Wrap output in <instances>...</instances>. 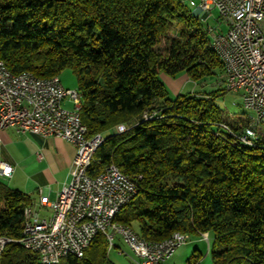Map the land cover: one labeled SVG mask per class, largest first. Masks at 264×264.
<instances>
[{"label":"trees","instance_id":"trees-1","mask_svg":"<svg viewBox=\"0 0 264 264\" xmlns=\"http://www.w3.org/2000/svg\"><path fill=\"white\" fill-rule=\"evenodd\" d=\"M190 8L181 0H0V61L39 79L72 71L88 137L104 135L88 175L114 165L137 189L116 223L148 242L211 232V264H264V147L218 126L238 135L253 121L228 119L215 105L226 91L223 66ZM180 74L216 89L169 99L159 77ZM118 126L126 131L115 134ZM256 135L264 138L261 127ZM31 203L0 182V236L19 239ZM199 258L194 252L188 264ZM0 264L40 262L11 243ZM58 264L113 263L98 234L81 259Z\"/></svg>","mask_w":264,"mask_h":264},{"label":"built area","instance_id":"built-area-1","mask_svg":"<svg viewBox=\"0 0 264 264\" xmlns=\"http://www.w3.org/2000/svg\"><path fill=\"white\" fill-rule=\"evenodd\" d=\"M188 1L198 15L215 9L227 26L224 34L210 31L227 57L228 91L241 93L244 108L255 115V131L243 130L236 135L227 126H218L231 136L243 137L244 146L255 147L261 141L264 147V138L256 136V129L264 127V0ZM22 74H29V81H21V74L10 73L0 61V131L9 128L20 135L58 138L75 148V156L69 181L56 199L47 203L39 193V207L50 215L42 216L33 203L25 207L19 239L0 236V258L5 247L15 243L37 255L40 264H58L68 256L81 259L94 237L101 234L108 252L119 237L133 254L135 264H163L170 259L188 235L174 233L172 242L148 245L138 243L128 226L115 221L107 225L106 215L115 218L123 200H132L137 189L134 181L114 165L97 176L88 175L93 155L104 138L100 134L88 137L79 116L78 92L65 89L60 80L54 87H47V82L37 83L31 73ZM65 101L71 109L64 106ZM152 116L145 115L144 119ZM125 131L124 126L114 130L115 134ZM0 171L9 173L10 168L0 165Z\"/></svg>","mask_w":264,"mask_h":264},{"label":"crops","instance_id":"crops-1","mask_svg":"<svg viewBox=\"0 0 264 264\" xmlns=\"http://www.w3.org/2000/svg\"><path fill=\"white\" fill-rule=\"evenodd\" d=\"M188 82L190 81L184 76L180 82H173L169 86L176 96ZM197 88L198 86L193 91L196 92ZM204 88L199 87V92ZM74 156L75 148L61 139L20 135L9 128L1 130L0 165L9 167L10 172L0 171V182L9 189L30 197L40 214L48 217L49 212L39 207V193H42L47 203L56 199L57 193L69 181ZM207 250L210 251V247L208 249L207 246ZM183 252L187 256L189 250L184 249ZM108 258L113 264H135L133 254L119 237L115 238L114 248L108 252Z\"/></svg>","mask_w":264,"mask_h":264},{"label":"rangeland","instance_id":"rangeland-1","mask_svg":"<svg viewBox=\"0 0 264 264\" xmlns=\"http://www.w3.org/2000/svg\"><path fill=\"white\" fill-rule=\"evenodd\" d=\"M197 2V0H194ZM184 4L187 6L189 5L188 0H184ZM189 7V6H188ZM192 13L195 11L194 8H190ZM199 19L202 21V23L209 29H212L215 33L224 34L227 31V26L223 23L221 18L219 17L218 12L213 9L209 12H201L198 15ZM206 37L208 42L211 41V36L206 33ZM184 77L183 74H180L177 76L174 80L169 79L165 76H160V81L164 84L168 91V98L173 99L175 97L173 90L170 88L169 85H171L173 82L178 83L180 82V79ZM60 80L61 85L67 89V90H76L77 89V79L73 75L72 71L69 69H66L62 71L58 75V82ZM204 83L202 84V87H205L203 91L205 92H211L216 89L214 86L213 81L211 82L208 79L203 80ZM202 81V82H203ZM201 82V83H202ZM211 82V83H209ZM208 83L210 84L209 86ZM173 85V84H172ZM222 87H224L222 85ZM195 89V85L191 82H188L187 86H184L182 88L181 92L183 94L191 93ZM199 86L196 89V91H199ZM180 92V93H181ZM66 102V101H65ZM63 103L64 106L68 109L72 108V105L69 103ZM215 105L223 112V115L227 117L228 119H248L250 122L254 120L255 115L253 112L246 110L242 103V97L241 93H232L229 91H224L222 94H220L215 99ZM262 131L264 132V127H261ZM104 136V135H103ZM213 243V234L211 232L206 233L204 235H198L193 234L189 236V239L186 241L185 244L178 247L173 256L166 261V264H188L189 259L192 257L194 252L200 256L199 262L197 264H211V257H210V251L207 250L209 247L212 246ZM184 249L189 250V253L187 256L184 254ZM165 264V263H163Z\"/></svg>","mask_w":264,"mask_h":264},{"label":"bare ground","instance_id":"bare-ground-1","mask_svg":"<svg viewBox=\"0 0 264 264\" xmlns=\"http://www.w3.org/2000/svg\"><path fill=\"white\" fill-rule=\"evenodd\" d=\"M187 6H189V5H187ZM208 34L211 36L210 42H211L212 50L223 66L224 71H223L221 80H222V84H223L225 90L228 91V78H227L228 61H227V57L225 56L224 52L221 50V48L218 44L217 37L211 33L210 29L208 30ZM21 81H29V74H21ZM36 82L37 83L47 82V87H54V85H56V82H58V80L36 78ZM252 121H253V127H251V129H248L246 131H255L254 120H252ZM240 141L244 144L243 137L240 138ZM263 150H264V148H263ZM130 201L131 200H123V207L127 206ZM106 222H107V225H114V216L113 215H106ZM133 233L135 235V238H137L138 243H144V244H148V245L165 244V243L172 242L174 239V234H173L171 236V238H169L163 242H148V241H144L142 238H140L134 231H133ZM0 261H1V258H0Z\"/></svg>","mask_w":264,"mask_h":264},{"label":"water","instance_id":"water-1","mask_svg":"<svg viewBox=\"0 0 264 264\" xmlns=\"http://www.w3.org/2000/svg\"><path fill=\"white\" fill-rule=\"evenodd\" d=\"M193 14H194V15H198V11H194Z\"/></svg>","mask_w":264,"mask_h":264}]
</instances>
